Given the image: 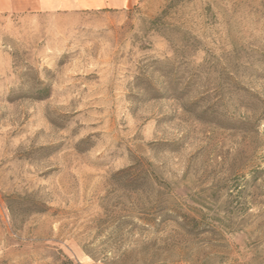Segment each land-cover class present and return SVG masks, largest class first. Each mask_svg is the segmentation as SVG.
Here are the masks:
<instances>
[{"label":"rangeland","instance_id":"rangeland-1","mask_svg":"<svg viewBox=\"0 0 264 264\" xmlns=\"http://www.w3.org/2000/svg\"><path fill=\"white\" fill-rule=\"evenodd\" d=\"M0 264H264V0H4Z\"/></svg>","mask_w":264,"mask_h":264},{"label":"crops","instance_id":"crops-1","mask_svg":"<svg viewBox=\"0 0 264 264\" xmlns=\"http://www.w3.org/2000/svg\"><path fill=\"white\" fill-rule=\"evenodd\" d=\"M3 1L4 0H0V8L3 7Z\"/></svg>","mask_w":264,"mask_h":264}]
</instances>
